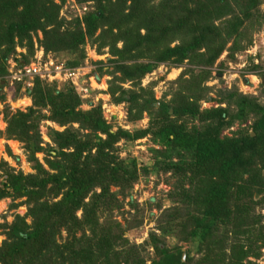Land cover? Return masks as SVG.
Segmentation results:
<instances>
[{"label":"trees","instance_id":"trees-1","mask_svg":"<svg viewBox=\"0 0 264 264\" xmlns=\"http://www.w3.org/2000/svg\"><path fill=\"white\" fill-rule=\"evenodd\" d=\"M64 1L0 0V90H23L20 83L8 84L7 62L12 58L19 65L30 63L35 55L31 33H42L38 44L44 57L65 51L70 58L64 63L70 68L83 64L87 38L98 51L108 47L115 57L109 59L114 71H106L113 76L108 87L112 103H127L130 123L140 120L143 112L149 121L143 129L112 132L101 103L84 111L70 83L57 87L54 81L34 78L22 91L31 105L6 113V138L22 143L33 172L15 170L0 160V200L9 198L10 208H26L23 216L15 214L11 223L0 224L5 237L0 264H121V259L125 264H145L135 247L132 254L116 250L126 241L116 222L111 229L110 218L99 223V215L119 208L112 186L123 194L140 172L160 171L176 178L175 190L168 193L176 205L157 218L162 235L150 232L141 245L142 250L149 245L157 256L150 264H258L244 260L258 258L264 247L262 216L254 211L264 206L263 199L255 200L264 191V103L237 88L219 90L217 107L200 110L198 101L208 96L210 88L204 83L220 55L227 51L233 60L251 45L250 31L264 23L261 0H75L79 5L92 2V10L74 15L67 24L58 16ZM16 44L26 51L16 53ZM184 61L189 67L181 77H190L169 102L156 100L151 88L139 87L159 64ZM102 67L100 75L105 73ZM92 75L99 81L94 71ZM125 81L138 89H123L119 83ZM249 119L253 135L243 128L222 135L235 121L243 124ZM44 120L64 127L47 129L52 145L45 147L39 132ZM188 120L200 126L188 128ZM147 136L161 145L149 149L151 166L138 168L135 159L119 157V141ZM37 153L43 154V162ZM173 228L178 229V240L191 245L185 261L181 247L172 252L162 240ZM61 231L66 238L59 243Z\"/></svg>","mask_w":264,"mask_h":264},{"label":"rangeland","instance_id":"rangeland-1","mask_svg":"<svg viewBox=\"0 0 264 264\" xmlns=\"http://www.w3.org/2000/svg\"><path fill=\"white\" fill-rule=\"evenodd\" d=\"M54 2L59 4L60 0H54ZM261 2L260 9L264 11V0H261ZM89 5H92V2L79 5L75 0H65L61 5L58 16L59 18H64L67 24V22L73 20L74 15H78V17L83 15V7L86 8V11L92 10V8H88ZM82 27H84L83 24ZM99 32L98 30L95 35H98ZM250 35L251 45L246 47L245 50L237 52L233 60L228 59L227 51H224L212 66L210 69V77L204 83L205 87L210 88L207 97L212 98V100L206 99L207 97L201 98L198 101L200 110L217 107L218 103L215 100L216 93L219 90L224 91L232 88H237L239 92L255 97L260 104L264 103V80L261 79V77L264 76V23L260 28H255L250 31ZM31 38L34 43V50L36 51L41 48L38 43L39 40L42 39V33L40 31L31 33ZM15 42L17 43V39H15ZM174 44L175 43L172 45ZM230 45L231 42L226 45V48ZM117 46L121 47V43L119 42ZM83 47L85 59L81 67L85 69L81 72L85 74L79 77L78 85L75 86L70 81H54L56 86L61 87L65 82L70 83L74 91L83 100L80 109L84 111L101 103L102 115L105 120L111 124L112 132L117 128H123L129 131L146 128L149 121V115L146 112H143L140 120L130 123L127 120V103L113 104L111 101L110 95L108 94V87L113 76L112 74L106 73V71H114L113 63L109 62V59H115V57L110 55L108 47H104L102 50L98 51V45H92L91 41L87 38L85 39ZM15 51L19 54L24 53L26 50L16 44ZM48 55L53 60L61 62H65L70 58L65 51L51 52ZM33 57L29 58L30 62L33 60ZM252 65H256L258 68L251 69ZM100 66H103V71H105L102 75H100L98 70ZM188 67L189 65L186 61L180 65L161 63L152 72L146 74L141 79L139 87L145 89L151 88L156 100L169 102L173 93L185 84L186 80L190 77V74L181 77L182 71ZM93 71L96 75L100 76L99 81L92 75ZM89 75L92 76V79H89ZM116 75L119 76L120 73L117 72ZM119 85L127 91L138 89V86H135L130 81L119 83ZM79 87L86 89L87 92H79ZM22 91L23 90H21V92L12 91V89L10 90L8 87L0 90V160L5 161L9 166L15 168V170L19 169L24 173H32L31 166L26 161L22 143L15 139H7L5 135L6 113L9 112L8 115H10L15 110L23 111L31 105V100L30 102L26 101L27 97ZM89 100L93 102L88 104ZM158 105L159 103H157V106ZM251 122L252 119H249L243 124H238V122L235 121L230 128H226L222 131V135L229 136L238 128L247 129L249 133H252L250 129ZM192 126L198 127L200 126V122L197 120H188L187 127L191 128ZM74 127H77V125L74 124ZM48 128L62 131L64 127H60L58 124L49 120L41 121L39 132L43 141L42 146L44 147L46 143L52 145L47 135ZM116 146L119 157L125 160L135 159L138 168L145 164L149 166L152 165L153 154L149 150L150 148L161 149V145L154 144L150 141L149 136L132 142H124L121 140ZM8 151H10L12 155L18 157L19 162H15L10 157ZM36 157L43 162L42 153H37ZM175 182L176 178L172 177L169 172L164 173L160 171L157 174L150 173L148 175H143L140 172L138 180L132 184L130 189L124 190L123 194L120 193V188L117 186H112L110 188V191L115 193L119 208L113 207L109 214L106 212L100 214L99 223H104L107 218H110L109 224L111 229L115 226V222L118 225L119 231H121L122 237L126 243L124 242L122 245L117 246V251L123 253L129 252L128 254H132V248L135 247L140 258L144 259L145 264H150L153 258L157 259L154 250L149 245H147L144 250L141 249V245L147 242L150 232L160 236L162 235L157 227L159 224L157 218L165 210H170L176 205L173 200L168 197V193L175 190ZM184 186L187 188L188 184L185 182ZM96 191L99 192L98 189H96ZM259 199L264 200V191L260 195H255V200ZM19 201L21 200L17 199L15 202L17 203ZM10 204L11 200L9 198L0 200V224L5 222L8 224L11 223L15 214H19L20 216L25 214V206L10 208ZM254 211L255 214L262 216L261 225L264 227V206L258 205ZM76 215L80 218L81 211H77ZM2 230L3 229H0V244L5 238ZM172 230V232L166 235L163 234L162 240L166 247L171 249L172 252H174L173 248L175 246L181 247L182 255H185L183 261H185L186 249H189L191 245L187 241L178 240V234L176 232L178 229L173 228ZM85 233L89 235V231L86 230ZM79 235L78 233L77 236ZM65 238L66 233L61 231L57 240L59 243H62ZM247 260L258 264H264V247L260 249V256L258 258L250 256L247 257L244 262ZM125 263L126 262L121 259V264Z\"/></svg>","mask_w":264,"mask_h":264},{"label":"built area","instance_id":"built-area-1","mask_svg":"<svg viewBox=\"0 0 264 264\" xmlns=\"http://www.w3.org/2000/svg\"><path fill=\"white\" fill-rule=\"evenodd\" d=\"M83 11H86L85 7H83ZM7 65L8 75L6 78L8 84L11 86L15 83H20L23 90L26 87H31L36 77L47 82L70 81L77 86L79 77L85 74L81 72L85 69L84 67L70 68L64 62L53 60L49 55L44 57L42 48L35 51L33 60L28 64L19 65L15 59L11 58L8 60ZM91 77L89 75V79ZM79 92L86 93L87 90L79 87Z\"/></svg>","mask_w":264,"mask_h":264},{"label":"crops","instance_id":"crops-1","mask_svg":"<svg viewBox=\"0 0 264 264\" xmlns=\"http://www.w3.org/2000/svg\"><path fill=\"white\" fill-rule=\"evenodd\" d=\"M107 100H108V99H107ZM26 101L30 102V99L27 98ZM92 102H93L92 100H89V101H88V104H89V103H92Z\"/></svg>","mask_w":264,"mask_h":264},{"label":"water","instance_id":"water-1","mask_svg":"<svg viewBox=\"0 0 264 264\" xmlns=\"http://www.w3.org/2000/svg\"><path fill=\"white\" fill-rule=\"evenodd\" d=\"M250 134L253 135L254 133L252 132V133H250ZM184 256H185V255L183 254V255H182V259H184Z\"/></svg>","mask_w":264,"mask_h":264}]
</instances>
